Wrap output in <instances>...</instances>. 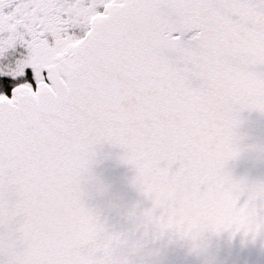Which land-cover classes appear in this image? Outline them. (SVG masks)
<instances>
[{"label": "snow or ice", "instance_id": "6c2138e0", "mask_svg": "<svg viewBox=\"0 0 264 264\" xmlns=\"http://www.w3.org/2000/svg\"><path fill=\"white\" fill-rule=\"evenodd\" d=\"M244 111L264 114V0H0L3 264H136L83 202L103 143L144 227L264 236V181L227 168Z\"/></svg>", "mask_w": 264, "mask_h": 264}, {"label": "water", "instance_id": "95a60500", "mask_svg": "<svg viewBox=\"0 0 264 264\" xmlns=\"http://www.w3.org/2000/svg\"><path fill=\"white\" fill-rule=\"evenodd\" d=\"M237 129L240 155L228 163L235 179L264 181V114L244 111ZM94 163L82 178L83 202L107 229L130 233L142 248L136 264H264V236L205 233L198 246L172 232L159 233L131 216L151 208L134 185L135 169L122 160L123 150L110 143L96 146ZM6 258L0 256V264Z\"/></svg>", "mask_w": 264, "mask_h": 264}]
</instances>
